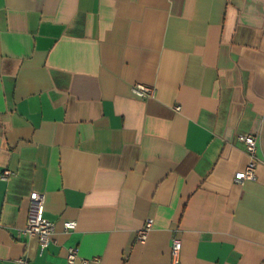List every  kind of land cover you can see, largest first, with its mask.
I'll use <instances>...</instances> for the list:
<instances>
[{
  "label": "crops",
  "instance_id": "1",
  "mask_svg": "<svg viewBox=\"0 0 264 264\" xmlns=\"http://www.w3.org/2000/svg\"><path fill=\"white\" fill-rule=\"evenodd\" d=\"M174 236L180 264H264V0H0V264H172Z\"/></svg>",
  "mask_w": 264,
  "mask_h": 264
},
{
  "label": "built area",
  "instance_id": "2",
  "mask_svg": "<svg viewBox=\"0 0 264 264\" xmlns=\"http://www.w3.org/2000/svg\"><path fill=\"white\" fill-rule=\"evenodd\" d=\"M133 93L140 99H148L155 94V88L146 84L137 83L132 88ZM177 111L181 110V106L175 108ZM245 144V151L249 157V163L246 169L238 173L235 177V182L243 184L247 180L255 181L257 179V165H258V136L255 134L243 135L240 137ZM12 172L5 170L2 174L3 179H7ZM45 210L44 196L40 193L34 192L30 196V210L27 222L26 232L35 236L39 240L40 252L43 253L53 242V236L56 232V226L53 222L47 220L43 213ZM64 230L70 232L76 229V221H66L63 224ZM153 228V220L146 221L144 227L138 232V241L140 243L146 242L150 231ZM183 242L178 236L172 238V264L181 263V252ZM67 261L69 264H90L91 260L80 257V252L77 247L68 248Z\"/></svg>",
  "mask_w": 264,
  "mask_h": 264
}]
</instances>
